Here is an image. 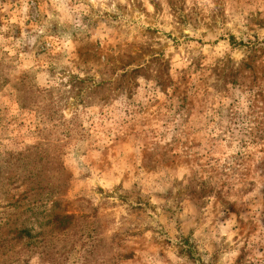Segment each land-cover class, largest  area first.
<instances>
[{
  "label": "clouds",
  "instance_id": "obj_1",
  "mask_svg": "<svg viewBox=\"0 0 264 264\" xmlns=\"http://www.w3.org/2000/svg\"><path fill=\"white\" fill-rule=\"evenodd\" d=\"M67 2L50 0L57 12L63 13L59 16L61 24L65 19L71 23V16L64 14ZM88 2L114 13L118 11L117 4H127L128 0ZM143 2L149 12L153 11L148 0ZM206 2L215 7L212 0ZM224 2L231 21L227 28L233 31V24H238L248 32L246 25L257 13L258 19L264 20V0ZM7 10V5L0 9ZM70 11L87 15L89 9L76 3ZM52 18L50 13L48 19ZM139 22L143 23V17ZM20 23L23 26V21ZM118 23L109 24L106 18L95 29L85 26L86 31L76 33L77 41L94 45L87 58L76 52L78 45L71 34L59 40L61 46L55 53L60 55L53 53L52 58L55 77L47 85L51 100L41 96L39 102L25 104L28 112L16 105L10 111L0 108V204L5 203L7 193L23 217L20 225L3 233L9 243L0 241V264H177L181 259L176 247L178 234L161 236L154 222H134L132 207L136 202L121 199L131 188V182L125 180L126 167L106 162L105 149L116 135L140 121L141 116L149 115L151 105H141L140 101L144 99V85L155 86L141 72H133L135 63L131 58L120 55L132 42L135 29L118 28ZM259 35L264 40V28L259 29ZM117 44L122 47L118 49ZM221 45L228 47L224 41ZM225 88L224 93L211 90L213 94L202 113L173 108L163 119L150 120L147 127L141 125L137 146H147L154 156L162 158L177 142L193 136L206 138L208 143L202 151L207 153L211 147V155L219 160L218 167L226 161L231 164L232 158L264 157V95L241 90L231 82ZM166 92L170 95L172 89ZM164 96L160 87L149 93V98ZM45 104L52 119L40 124L43 117L32 120L29 112ZM26 118L31 122L21 129L18 126ZM34 124H40V134L49 138L47 142L38 143ZM177 177L184 180V173ZM248 181L246 186L236 185L237 189H250L240 200L248 204L247 209L240 210L239 204L237 211L224 208L211 227L209 214L216 197L208 198L210 202L204 210L207 223L200 225L183 245L187 249L196 241L199 258L195 264H264V203L256 202L257 177L252 174ZM69 193L74 197L72 201L64 199ZM227 198L230 202L237 199ZM73 203L78 205L81 216L71 214ZM150 203L160 201L153 197Z\"/></svg>",
  "mask_w": 264,
  "mask_h": 264
},
{
  "label": "rangeland",
  "instance_id": "obj_2",
  "mask_svg": "<svg viewBox=\"0 0 264 264\" xmlns=\"http://www.w3.org/2000/svg\"><path fill=\"white\" fill-rule=\"evenodd\" d=\"M76 3L85 4L88 14L71 12ZM148 3L153 8L151 12L143 0H128L127 4H117V12L109 13L106 8L93 7L88 0H70L64 14L71 16V23L65 19L61 24L59 16L63 13L57 12L50 0H0V9L8 6L6 12L0 11V108L10 111L16 105L28 112L25 104L37 103L41 96L51 100L47 85L56 73L53 53L61 46L59 40L65 35L73 36V43L78 45L76 52L87 58L89 48L94 45L75 39L77 32L86 31L85 26L95 29L108 18L109 24L118 21V28L135 29L132 42L120 55L134 61V73L141 72L146 81L155 82L152 88L147 83L144 85V99L140 101L141 105L146 102L151 107L147 109L148 116H141L136 124L123 128L106 147V162L111 166L115 161L126 167L125 180L131 182V188L121 199L125 203L136 202L132 207L134 222H154L155 231L161 236L178 234L176 247L181 259L177 264H195L199 258L196 241L187 249L183 245L192 239L200 225L207 223L204 210L210 202L208 198L216 197L211 202L209 227L215 224L224 208L237 211L239 204L240 210L247 209L248 204L240 200L250 189H237L236 185L246 186L252 174L258 180L256 202L264 203V157L258 160L253 156L232 158L231 164L226 161L218 167L219 160L211 155V147L207 153L202 151L208 143L206 138L189 136L158 158L147 146H137L138 132L141 125L147 127L150 120L163 119L173 108L202 113L213 94L211 90L224 93L229 82L257 96L264 95V40L259 35L264 20L258 19L259 13L250 17L246 25L252 33L249 37L238 24H233L235 31L227 28L231 21L224 0H212L215 7H210L206 0H148ZM50 13L51 20L48 19ZM141 17L143 23L139 22ZM222 41L227 43V48L221 45ZM116 47L122 46L117 44ZM155 87H160L165 96L149 98ZM167 88L172 89L170 95ZM29 117L32 120L43 117L40 119L43 124L45 120L51 122L52 113L45 104L38 111L29 112ZM30 122L26 118L18 127L24 129ZM40 124H34L33 128L38 134V143L43 144L49 138L40 134ZM100 128L103 129L102 121ZM158 172L163 175L157 176ZM181 172L184 180L177 177ZM153 197L160 203L151 204ZM227 197L237 199L230 202ZM64 199L72 201L74 197L69 193ZM4 200L5 203L0 204V241L9 243L3 233L20 225L23 217L17 203L9 200L7 193ZM71 214L82 215L75 203L71 205ZM261 223H264V212ZM147 227L151 228V224Z\"/></svg>",
  "mask_w": 264,
  "mask_h": 264
}]
</instances>
